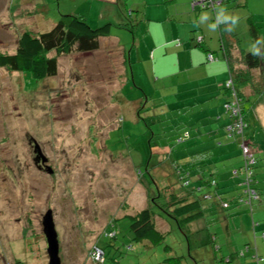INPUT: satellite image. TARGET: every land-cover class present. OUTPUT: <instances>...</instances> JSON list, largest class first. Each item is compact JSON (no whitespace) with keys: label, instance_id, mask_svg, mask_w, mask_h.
<instances>
[{"label":"rangeland","instance_id":"1","mask_svg":"<svg viewBox=\"0 0 264 264\" xmlns=\"http://www.w3.org/2000/svg\"><path fill=\"white\" fill-rule=\"evenodd\" d=\"M159 2L0 0V54L15 51L21 32L49 31L62 15H82L91 28L111 24L109 37L100 39L98 50L57 57L55 77L34 80L27 73L0 68V264H48L42 227L48 211L60 264H101L97 245L118 264H165L169 258H179L181 264H255L247 254L227 260L242 248L247 235L257 232L252 222L264 225V160L257 169L260 196L253 202L252 216L247 213V228L237 231L231 225L229 235L224 223L241 218L225 221L219 212L212 220L189 226L191 231L205 228L215 234L219 251L198 244L204 232L189 247L186 232L157 207L164 204L158 192L169 186L179 189L176 163L214 148L223 138L222 133L216 134L217 139L208 137L216 122L203 105L185 102L189 96L178 89L164 90L159 72L163 66L157 64L154 72L148 54L156 43L170 40L176 26L190 29L194 12H207L216 21L214 11L192 9L191 3L178 0L162 21L151 16L161 7ZM258 9L262 16L257 20L263 23L264 0ZM129 21L141 27L131 31L118 26ZM235 30L245 52L259 47L264 68V43L250 41L243 21L236 23ZM258 39L264 41V29ZM220 53L216 46L215 54ZM255 130L250 128L249 134L257 148L264 141ZM37 149L46 163L37 161ZM230 157L234 159H219L216 164L221 170L218 177L228 179V184L235 181L229 175L230 163L236 167L241 163L239 149ZM145 208L154 214L156 229L165 233L158 243L132 240L130 216ZM111 222L116 226L114 239L103 237ZM251 245V254H260Z\"/></svg>","mask_w":264,"mask_h":264},{"label":"trees","instance_id":"2","mask_svg":"<svg viewBox=\"0 0 264 264\" xmlns=\"http://www.w3.org/2000/svg\"><path fill=\"white\" fill-rule=\"evenodd\" d=\"M194 1L199 0H192L191 4ZM232 1L238 2V0ZM215 5L212 0H208L206 3L195 6L211 8L215 11ZM18 7L21 6L18 5L13 9ZM36 11L38 10L34 8L33 12ZM33 12H29V14H33ZM137 25V22L134 24L133 21L118 24L119 27L131 31H135ZM218 26L220 28L221 24ZM110 27L111 24H105L98 28H91L82 15H62L49 31L41 33L21 32L15 51L11 54H0V68L12 73H27L34 80L55 77L58 71L57 57L72 52L90 53L98 50L100 39L109 37ZM249 32L253 41L257 43L258 32L253 24H249ZM200 43L201 41L197 44ZM225 46L226 44L222 42L221 50L227 62L232 86L226 87L224 84L223 90L227 96L222 108L224 115L229 120L226 126V135L237 146L241 156L240 166L233 169L229 174L235 181L228 184L226 182L228 179H220L211 171L206 170L207 166L209 167V159H211L212 154L210 151L201 152L191 156L183 163H176L177 166H174L173 170L177 175L179 189H174L173 186L164 188L157 195V198L164 199V204L157 206L154 202V205L159 208L162 214L174 220L180 230L186 232L189 247L191 241L204 232V237L198 241V244L210 245L216 251H219V248L216 245L215 234L209 233L208 229L205 228L194 232L189 229V226L201 219L211 218L210 220H212L218 212L222 213L221 215L225 220L243 213H249L252 216L253 202L258 200L260 196L257 186V169L260 162L264 160V151L261 155H258L260 154L257 150L258 147H253L254 142L249 134L250 128L258 129L260 126L251 122L248 115L250 105L246 106L244 102L246 101L244 90L254 82L252 72L262 66L261 59L259 55H253L252 52H243L240 53V57L233 58ZM51 52H54L53 56H50ZM209 54L213 55L215 60L217 59L213 53H208L207 57ZM257 87H259L258 84ZM260 91H263V88H260ZM225 105L236 108L238 110L237 114H234L230 108L226 110ZM251 105H253L252 102ZM142 107L140 106L139 110ZM144 108L146 109V107ZM139 115L137 114L138 117ZM150 118L152 117H148V119ZM150 121L154 122L153 120ZM238 124H242L240 132L236 128ZM257 133L264 140V128L254 131V134ZM177 142L180 143L181 139ZM242 145L249 149L253 163H250L249 159L243 154ZM192 182L196 183L192 186L190 185ZM233 190H235V193ZM164 193L168 194L164 195ZM130 218L129 230L132 233V240L138 242L150 240L152 243H158L163 239L165 233L156 229L154 214L149 209H142ZM115 227L114 222H111L103 233V237L110 236L109 238L114 239L116 237ZM111 233H114L113 236H111ZM261 238L264 241V232L261 234ZM244 246L240 249V252L234 253L227 261L230 262L234 256L245 257L252 245L245 244ZM97 248L103 254L101 264L119 263L116 257L107 256L98 245ZM253 249H255L254 245ZM250 258L255 264H264V256L258 254V252H255L254 255L251 254ZM165 264H181V262L179 258H169Z\"/></svg>","mask_w":264,"mask_h":264},{"label":"crops","instance_id":"3","mask_svg":"<svg viewBox=\"0 0 264 264\" xmlns=\"http://www.w3.org/2000/svg\"><path fill=\"white\" fill-rule=\"evenodd\" d=\"M119 1L122 0H114L113 2L105 0L106 3H115L116 5L119 4ZM177 1L178 0H160L159 3L161 7L155 14L152 13L151 16H153V18H161L162 21L167 20L170 16L169 7L173 4L175 5ZM186 1V4L192 3V0ZM215 1L218 4L216 7H223L229 16L235 18L239 17L236 19V23L238 21H243L245 23L250 41L255 43L250 36L249 24H253L256 27L259 38L260 33H262L264 28L263 25L261 27V21H258L257 17L262 16L260 13L261 10L258 8L261 3H263V0H238V2H233L232 0ZM195 8L196 7L192 5V9ZM236 9H243L244 12H239V14H237L235 12ZM143 10L146 12L145 7H143ZM194 13H196L193 21L194 24H192L190 29L187 30L176 26L171 29L169 34L170 40L156 43V47H154L155 49H150L148 54L149 57L153 59L154 72H157V64L163 66V68H160L159 72L163 77L162 82L163 87H165L164 90L178 89L180 92H185L184 95L189 96L184 99L185 102L194 100L196 104L203 105L204 110L209 112L207 116L216 122L215 128L209 130L208 137H210V139H217L216 134L222 133L223 138L222 141L216 143L214 148L206 150L211 152V159L214 158V160L209 159V167L207 166L206 170L211 171V173H214L215 176L218 177L221 173L220 168L216 166L219 162L218 160L231 161L234 158L230 157V155L234 150H238L237 146H235L232 140L226 135V126L228 125L229 120L224 115L222 105L227 96L223 88L224 83L229 78V72L227 62L221 50L222 42L226 44L225 47L228 48L233 58L240 57V53L245 52V50L242 48L241 36H239L235 30L236 23L232 26V31L225 30L227 27L231 26L230 22L228 25L221 24L220 28L217 26L216 30L213 31L209 28V24L216 22L214 21L215 19H213L214 16H209L207 21L201 23L200 16L202 13L200 11ZM214 15H217L216 10L214 11ZM150 20L151 19H145V22L149 23ZM137 24V28H140L141 24ZM261 24H264V21L263 23L261 22ZM198 38L201 39L200 44H197ZM216 46L221 52L220 54H215ZM208 53H213L217 59L213 62H208ZM252 75L254 77V82L250 87L245 88L244 94L246 101L244 102L246 106L250 105V112L248 114L249 119L252 123L257 122V125L260 126L256 129L257 131L264 128V68L261 66L259 69L254 70ZM257 84L259 87H257ZM260 88H263V91H260ZM251 102L253 105H251ZM179 104L181 105L182 103ZM257 150L260 152L258 155H261L264 151V142L258 146ZM187 159H185V161ZM240 164L241 163H239L238 166H240ZM230 165L229 172L236 168V165H233L232 163H230ZM223 182H225V180H223ZM259 213L260 212L257 209L256 216ZM237 217L241 218L237 223L234 222V219L231 220V218L227 220H231L232 223H224L229 235L233 234V232L229 231L231 225H233L237 231H243V229L250 225L247 213L240 214ZM257 219H259L258 216ZM261 220L263 219H260V221ZM251 227L257 232H254L253 236L247 235L243 239L244 245L253 243L254 247L258 248L259 253L264 256V241L261 237H258L264 232V225L260 223L254 224L252 222ZM197 231L198 230H196V232ZM239 250L240 249H237V251ZM247 256H251V249L249 250V253H247Z\"/></svg>","mask_w":264,"mask_h":264},{"label":"water","instance_id":"4","mask_svg":"<svg viewBox=\"0 0 264 264\" xmlns=\"http://www.w3.org/2000/svg\"><path fill=\"white\" fill-rule=\"evenodd\" d=\"M37 161L41 159L42 163H46L47 159L43 156L40 149H37ZM43 233L47 242V254H48V264H60L59 258V245L57 240V234L55 231L52 213L48 211L42 220Z\"/></svg>","mask_w":264,"mask_h":264},{"label":"clouds","instance_id":"5","mask_svg":"<svg viewBox=\"0 0 264 264\" xmlns=\"http://www.w3.org/2000/svg\"><path fill=\"white\" fill-rule=\"evenodd\" d=\"M216 13H217L216 22L209 24V28L214 31V30H216L218 24L228 25L230 22L231 26L227 27L225 30L226 31H232L233 30L232 26H234L236 23V18L229 16L223 7H218L216 9ZM208 19H209V13L204 12L201 14V16H200V22L201 23L207 21ZM262 43H264V41H257V45L262 44ZM252 52H253V55H260L259 47L254 46L252 49Z\"/></svg>","mask_w":264,"mask_h":264},{"label":"built area","instance_id":"6","mask_svg":"<svg viewBox=\"0 0 264 264\" xmlns=\"http://www.w3.org/2000/svg\"><path fill=\"white\" fill-rule=\"evenodd\" d=\"M207 1H208V0L194 1L192 5L195 6V5H198V4H203V3H206ZM208 3L211 4L210 2H208ZM200 41H201V39L198 38V42H200ZM207 60H208V62H213V61H215L213 55H211V54L208 55ZM225 86H226V87H231V86H232V85H231V79H228V80L226 81ZM225 108H226V110H227V109H229L230 107H229L228 105H225ZM230 109H232V112H233L234 114H237L238 110H237L236 108H232V107H231ZM236 128H237L238 131L240 132V131L242 130V124H238V125H236ZM241 148H242V152H243V154L249 159V162H250V163H253V158H252V155H251L249 149H248L247 147H245L244 145H242ZM247 181H248V178H247ZM252 193H254V192L252 191ZM113 234H114V233H113ZM113 234L111 233V236H113ZM96 254H97V256H99V257H102V255H103L102 252L99 251V250H96ZM255 256H256V255H255Z\"/></svg>","mask_w":264,"mask_h":264},{"label":"flooded vegetation","instance_id":"7","mask_svg":"<svg viewBox=\"0 0 264 264\" xmlns=\"http://www.w3.org/2000/svg\"><path fill=\"white\" fill-rule=\"evenodd\" d=\"M38 166H39V167H38L39 169H41V170H45V169L41 168V166H40V165H38ZM44 166H46V164H45Z\"/></svg>","mask_w":264,"mask_h":264}]
</instances>
